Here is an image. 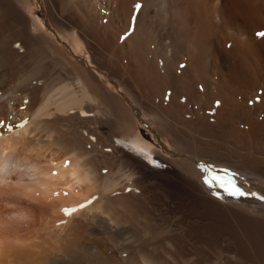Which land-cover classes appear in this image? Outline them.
<instances>
[{"label": "bare ground", "instance_id": "obj_1", "mask_svg": "<svg viewBox=\"0 0 264 264\" xmlns=\"http://www.w3.org/2000/svg\"><path fill=\"white\" fill-rule=\"evenodd\" d=\"M42 1L46 24L36 17V0H0V120L17 119L18 109L30 119L0 136V264H111L117 260L105 253L87 256L82 235L124 252L121 242L131 234L132 247L150 248L122 264H189L166 235L184 229L198 204L264 228V202L214 198L194 163L236 170L245 190L264 194V38L256 35L264 31V0ZM137 2L142 8L133 22ZM54 33L87 51L89 62ZM137 110L168 145L147 153L159 166L115 142L151 147ZM14 177L27 182L11 185ZM93 196L99 199L90 207L63 213ZM169 218L177 228L162 227ZM55 223L65 235L47 249L40 231ZM221 244L210 245L219 255L213 264L224 261Z\"/></svg>", "mask_w": 264, "mask_h": 264}, {"label": "rangeland", "instance_id": "obj_2", "mask_svg": "<svg viewBox=\"0 0 264 264\" xmlns=\"http://www.w3.org/2000/svg\"><path fill=\"white\" fill-rule=\"evenodd\" d=\"M36 1H37V5H36L37 15H36V17L37 18L39 17V19L46 24V17L44 14V12H45L44 3L42 0H36ZM53 36L55 38V41L61 42V45H63V47L68 49L70 51V53L75 55V57L79 56L81 59L89 62V54L87 51H85V52L76 51L77 48L74 47V45L71 43V41L69 39H66L64 36H62L58 33H54ZM70 43L74 47V51L71 49ZM13 107H14V110H17L19 108L17 103H14ZM18 110H17V112H18ZM15 112L16 111H13L14 114L12 117L18 116L19 117V118L17 117L18 120L15 119L16 117L14 119H12V118H10V116H8L7 117L8 121L6 118L4 121H7V122L11 121L12 125H19L21 123H24L25 121L27 122V124H28V122H30V119L28 117L21 115V113H19V112L18 113L20 115L17 112L16 113ZM137 114L139 115L138 118L141 119L139 121V126L142 130L144 140L147 143L151 144V147L146 146L144 143H138L135 141H128V140L123 141V143L121 142V144L124 147H126L127 149H130L127 146V143L131 142L133 144V142H134V143L142 146V147H140V149H142L143 151L144 150L149 151L150 153H152L151 149H157L160 151H164L163 148L168 147V145H167V143H165L163 141V139H160L155 135L157 132L156 131V125L151 123L149 118H147V117L144 118V116H142L143 114L141 112L138 111ZM86 136H88V137L90 136L89 139L91 140V137H93L95 135L87 134ZM96 140H97V137H96L95 141ZM28 143L29 142H27V144ZM134 167L136 168V166H134ZM18 181L19 180L14 177L13 181L10 184L11 185L14 183L18 184ZM25 182H27V179L25 181H21L17 186L19 187L22 183H25ZM141 199H142V197H141ZM19 200H21L20 202H23L22 204L31 206L33 208H38L39 206H44L43 204H41L42 202H36V201L31 202V200H29L28 198L27 199L26 198H20ZM145 200L146 199L144 198V201ZM29 201L31 203H29ZM34 203H36V204H34ZM32 205H34V206L38 205V206L34 207ZM189 210H190L189 211L190 212V215H189L190 219H188L189 221L188 220L185 221L187 223H184L183 225H186V226H184V229L187 230L189 228L188 232L189 231L190 232L188 233L186 230L181 228V230L179 229L177 233L168 234L170 236V238L168 235H166L168 237V239H171V238L173 239L175 249L177 252H180V250L186 252V253H184L185 256L188 257L189 260L191 259V262H189V264H213L214 261L219 256V255H217V252L214 249H212V246H210V245H213L214 243L215 244L216 243L226 244L225 249H224L225 253L223 256L224 261L222 262V264H264V228L263 227L261 228V226L260 227L244 226L243 224L239 223L237 220L233 219L231 216L215 215L212 212L207 211L206 208H203V206H201L200 204L192 206ZM30 219H32V218H27V220L26 219L25 220H26V222L29 223V222H31ZM173 220H172L173 223L169 222V221H171L170 218L165 219L164 221H160V223H161L162 227H166V226L171 225V224L174 225V227H176L175 225H179L178 221H173ZM163 222H165L166 224ZM187 224L190 226H187ZM54 225H56V223L51 224L50 226L48 225L47 227L44 226L41 229L42 231H40L44 235L49 236V237L47 236V239L49 238L50 243L47 245L48 246L47 249H49L50 247H51V249H52V247L54 249L57 246V244H54V243H56V242L59 243L60 241H62L63 236L65 235L64 233H62V230L60 227L61 224L58 225V223H57V227ZM164 225H166V226H164ZM49 227L53 231L50 230ZM186 227H188V228H186ZM57 229H59L58 232H57ZM44 232H46L47 234ZM186 232L188 235L184 234ZM53 233L56 234L57 238L54 237L55 234H53ZM81 235L82 234H80V237H81ZM128 236H132V234L128 235ZM128 236L126 237L127 238L126 240L128 242L126 240H124L125 242L120 241L122 243L121 248L124 250V252H120L119 250L114 249V248H112V249L107 248V247L104 248L105 245L103 244L102 241L99 242L98 238L90 237V238L86 239L85 235H82L81 247H83V249L85 251H87L86 253H87V256H89V257L98 258V257H100L101 253H102V255H104V253H105V255L103 257H105V258L108 257L109 259H111V260L113 259L114 261L117 260V262H111V264H113V263L122 264L121 259L122 260L124 258L127 259L128 257L132 258L134 255H136V253L138 251L148 250L150 248V244H151V243H146V242L145 243L142 242L141 244L140 243H138V244L133 243V247H132L131 243H130L131 240L128 239L129 238ZM166 236L162 237V238H167ZM52 239H55V242L52 241ZM93 240H94V242L97 240L96 243L98 245L97 244L96 245H97V247L100 245L99 250H93V248H92L93 247V245H92ZM160 240H162L161 237L155 239L153 244H157L158 242L160 243L161 242ZM51 242H52V244H51ZM187 243H188V245H187ZM50 244L52 246L49 247ZM84 244H85V246H82ZM88 252H89V254H88ZM56 254H58V252ZM59 254H60V256H62V252H59ZM120 254H122V255H120ZM188 258H186V259H188ZM167 263L168 262H166L165 264H167ZM126 264H128V263H126ZM168 264H172V263H168ZM177 264H182V263L177 262Z\"/></svg>", "mask_w": 264, "mask_h": 264}, {"label": "snow or ice", "instance_id": "obj_3", "mask_svg": "<svg viewBox=\"0 0 264 264\" xmlns=\"http://www.w3.org/2000/svg\"><path fill=\"white\" fill-rule=\"evenodd\" d=\"M142 8V4L137 2L133 5V12H132V21L134 22L137 19V16ZM257 36L264 38V31H259L256 33ZM18 49L21 48L19 44L16 45ZM23 49H21L22 51ZM186 67L185 65L181 64L179 66L180 69ZM179 70V69H178ZM201 90H203V86L201 85ZM172 98L171 90L165 93L163 99L165 103H168ZM186 98H182V100H185ZM260 97H257V100H259ZM220 101H215V105L218 107L220 105ZM251 103V101H250ZM27 104V101L25 102ZM84 117H88L90 115H93L92 113L88 111H84L81 113ZM27 126V122L21 123L19 125H12L7 123L6 121L0 120V136L3 135V131L11 132L13 131L14 127L24 128ZM87 135V133H85ZM93 141H95L96 137H91ZM117 144H120L121 142L119 140L115 141ZM89 148L91 145L88 146ZM131 149V154H135L136 156H141L148 160L150 163L159 166L158 162H156L149 154L144 153L142 149H137L134 145L128 146ZM108 152H111L112 149H107ZM71 161L65 160L64 165L65 167H71ZM195 166L199 171L202 173V183L205 187H207L211 193L212 196L216 199H223L224 194H226L228 197L235 198V199H241V198H254L258 201L264 202V194H262L259 191H253V190H245V188L242 186L241 183L238 182V177L240 173L236 170L227 168V167H217L215 164L208 163L203 160H196L194 161ZM107 169H104V174H107ZM52 175L58 176V172H53ZM128 191H133V189H128ZM138 191V189H137ZM57 196L60 195V193H56ZM65 196L68 195L67 192L64 193ZM99 197L93 196L90 199L86 200L83 203H80L77 207H65L63 209V213L67 217H72L75 213L84 210L91 205H93ZM62 224L65 223L64 221L61 222Z\"/></svg>", "mask_w": 264, "mask_h": 264}]
</instances>
